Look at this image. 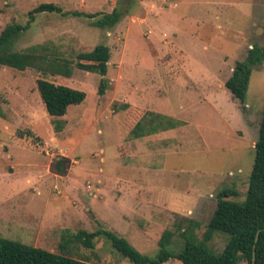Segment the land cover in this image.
I'll return each mask as SVG.
<instances>
[{
	"label": "rangeland",
	"instance_id": "374dc122",
	"mask_svg": "<svg viewBox=\"0 0 264 264\" xmlns=\"http://www.w3.org/2000/svg\"><path fill=\"white\" fill-rule=\"evenodd\" d=\"M45 3L63 12L117 9L123 17L101 30L85 18L36 14L12 50L45 46L47 60L22 73L0 68V238L51 253L66 244L69 256L91 264L132 263L104 238L84 248L73 239L79 231L116 233L150 259L166 230L174 233L169 252H181L178 227H191L188 221L198 224L192 229L201 241L217 195L230 191L236 196L228 200L242 202L247 193L264 111V57L243 101L225 83L252 48L264 51V0H0V33L27 24ZM97 45L110 49L101 96L99 75L74 69L65 78L50 62L74 65ZM39 79L87 99L51 120ZM132 111L146 112L143 139L133 136ZM61 157L70 161L64 176L52 169ZM228 240L215 233L207 248L221 254Z\"/></svg>",
	"mask_w": 264,
	"mask_h": 264
},
{
	"label": "trees",
	"instance_id": "16d2710c",
	"mask_svg": "<svg viewBox=\"0 0 264 264\" xmlns=\"http://www.w3.org/2000/svg\"><path fill=\"white\" fill-rule=\"evenodd\" d=\"M43 13L56 14L62 18H85L91 21L92 27L101 30L115 28L123 17V13L117 9L110 13L92 14L78 11L63 12L60 7L52 3L40 4L29 12L27 24L8 25L0 33V68L22 73L27 68H36L47 60V55L44 53L45 46H33L21 52L12 50L18 37L30 28L34 16ZM262 57H264V51L252 48L244 61L235 64L232 76L225 83L226 89L233 98L244 100L252 67ZM109 60L110 49L104 45H97L92 51L77 55L74 65L65 59H51L50 62L58 67L55 74L65 78H70L74 69L99 75L102 79L98 87V95L101 96L105 93L108 84L105 76L108 72ZM36 88L44 110L51 120L64 119L70 106L79 105L87 99V94L82 90L48 80H37ZM2 103L0 97V115ZM139 112L132 111L131 113L136 118L135 122H132L134 123L132 131L135 138L143 139L142 124L146 112L138 115ZM18 135L19 138H24V134L18 133ZM29 135L28 132L25 134V136ZM69 164V159L61 157L53 164L52 169L54 173L64 176ZM232 196H236V194L230 191H223L217 195L216 209L206 225L201 241L196 239L192 229V226H198L197 223L188 221L191 227L187 229L178 227L183 248L176 254H172L168 250L174 237V233L169 230L164 231L158 241L159 248L155 259L142 255L126 239L103 229L94 232L79 231L73 239L79 241L84 248L93 250L94 240L104 238L132 264H164L170 259L178 260L182 264H240L242 262L251 264L253 250L256 258L255 264H264V230L260 232L258 240L255 241L256 233L264 229V111L260 123L259 139L255 144V158L245 199L242 202L228 200ZM215 233L229 237L221 254H215L207 248V244ZM65 245L60 246V253H51L0 238V264H91L69 256Z\"/></svg>",
	"mask_w": 264,
	"mask_h": 264
},
{
	"label": "water",
	"instance_id": "95a60500",
	"mask_svg": "<svg viewBox=\"0 0 264 264\" xmlns=\"http://www.w3.org/2000/svg\"><path fill=\"white\" fill-rule=\"evenodd\" d=\"M262 230H264V229H261V230H259V231L256 233L255 241L258 240L259 234H260V232H261ZM254 247H255V246H254ZM255 259H256V258H255V252H254V250H253V256H252L251 264H255Z\"/></svg>",
	"mask_w": 264,
	"mask_h": 264
},
{
	"label": "built area",
	"instance_id": "2783aa9c",
	"mask_svg": "<svg viewBox=\"0 0 264 264\" xmlns=\"http://www.w3.org/2000/svg\"><path fill=\"white\" fill-rule=\"evenodd\" d=\"M88 188H90V187H88Z\"/></svg>",
	"mask_w": 264,
	"mask_h": 264
},
{
	"label": "crops",
	"instance_id": "0c3cea01",
	"mask_svg": "<svg viewBox=\"0 0 264 264\" xmlns=\"http://www.w3.org/2000/svg\"><path fill=\"white\" fill-rule=\"evenodd\" d=\"M87 232H89V231H87Z\"/></svg>",
	"mask_w": 264,
	"mask_h": 264
}]
</instances>
